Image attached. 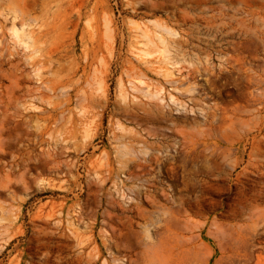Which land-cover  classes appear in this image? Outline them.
<instances>
[{"label":"rangeland","instance_id":"374dc122","mask_svg":"<svg viewBox=\"0 0 264 264\" xmlns=\"http://www.w3.org/2000/svg\"><path fill=\"white\" fill-rule=\"evenodd\" d=\"M0 264H264V0H0Z\"/></svg>","mask_w":264,"mask_h":264}]
</instances>
